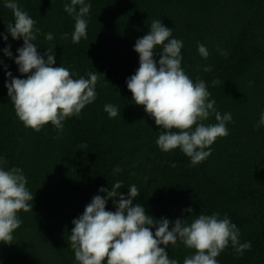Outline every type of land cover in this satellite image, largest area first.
Returning a JSON list of instances; mask_svg holds the SVG:
<instances>
[{
    "label": "trees",
    "instance_id": "obj_1",
    "mask_svg": "<svg viewBox=\"0 0 264 264\" xmlns=\"http://www.w3.org/2000/svg\"><path fill=\"white\" fill-rule=\"evenodd\" d=\"M9 2L36 21L40 34L34 43L41 53L54 45V66L68 68L75 78L96 71L98 80L96 100L79 117L66 119L58 137L50 122L36 132L17 118L0 67V157L6 168L23 170L33 193L32 211L18 213L22 223L12 243H0V264H77L69 241L72 220L93 196L105 195L100 187L111 190L116 180L123 194L135 184L140 194L134 203L155 219L226 214L251 249L238 256L229 245L216 258L219 264H264V127L255 128L264 111V0H89L87 39L77 44L71 41L74 20L63 10L68 0ZM154 19L183 41L185 73L203 80L214 107L232 115L229 134L217 138L211 154L195 166L179 149L159 150V127L132 102L126 86L139 66L134 43ZM8 24L12 17L0 9V36ZM49 32L52 41L44 39ZM8 42L15 57L23 41ZM198 42L209 51L206 60ZM5 48L0 41V53ZM5 65L14 77L26 78L13 59L0 56ZM109 103L121 115L110 119L104 111ZM205 123H216L214 116ZM116 166L119 174L113 173ZM188 207L191 214L183 211ZM106 210H115L112 200ZM191 251L178 243L168 255L183 264Z\"/></svg>",
    "mask_w": 264,
    "mask_h": 264
},
{
    "label": "clouds",
    "instance_id": "obj_2",
    "mask_svg": "<svg viewBox=\"0 0 264 264\" xmlns=\"http://www.w3.org/2000/svg\"><path fill=\"white\" fill-rule=\"evenodd\" d=\"M0 9L13 20V24L5 25V35L0 36L6 46L0 56L13 59L18 72L26 76L14 77L6 65L0 66L5 70L4 87L14 112L26 128L36 132L50 122L59 137L65 120L79 117L82 109L96 100L97 72L87 73V78H75V73L68 68L54 66V45L41 53L34 43L40 34L36 21L9 0H0ZM90 9L89 0H68L63 5V10L74 20L73 44L87 39L86 17ZM68 36V33L62 34L65 40ZM8 37L23 41L15 57ZM44 39L52 41L53 34H44ZM182 48L183 41L173 37V29L154 19L147 33L134 43L139 66L126 79V86L132 102L142 106L159 127L155 141L159 150L179 149L195 166L211 154L210 146L217 138L229 134L227 124L232 122V115L221 114L214 107L216 101L210 99L203 80L194 82L185 73L181 66ZM197 52L205 60L209 56L207 47L199 42ZM220 54L225 58L228 55L223 51ZM203 70L211 71V68L205 66ZM104 111L110 119L121 115L110 103L104 105ZM213 116L216 123L206 124ZM260 127H264V111L255 125L256 129ZM6 164L0 157V243L10 244L13 233L22 223L18 213L32 211L33 193L26 187L23 170L6 168ZM121 171L119 166L113 168L114 174ZM121 188L120 180L112 184L111 190L100 187L98 193L105 195L93 196L83 213L72 220L69 241L77 264H180L168 255L169 246L176 247L178 243L192 250L183 264H219L216 258L229 245L238 256L251 249V242L241 243L240 230L226 214L221 217L216 212L200 213L190 221L155 219L140 203H134L140 194L135 184L127 188L126 194L121 193ZM109 200L114 211L106 210ZM183 211L191 214L192 208Z\"/></svg>",
    "mask_w": 264,
    "mask_h": 264
}]
</instances>
